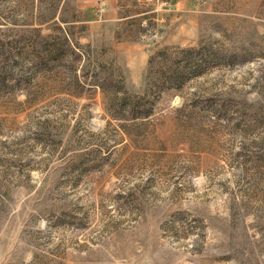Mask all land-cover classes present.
Here are the masks:
<instances>
[{
	"label": "rangeland",
	"instance_id": "374dc122",
	"mask_svg": "<svg viewBox=\"0 0 264 264\" xmlns=\"http://www.w3.org/2000/svg\"><path fill=\"white\" fill-rule=\"evenodd\" d=\"M0 264H264V0H0Z\"/></svg>",
	"mask_w": 264,
	"mask_h": 264
},
{
	"label": "trees",
	"instance_id": "16d2710c",
	"mask_svg": "<svg viewBox=\"0 0 264 264\" xmlns=\"http://www.w3.org/2000/svg\"><path fill=\"white\" fill-rule=\"evenodd\" d=\"M151 61V60H150ZM196 68L192 70L193 72H189V74L198 75L200 74V66H195ZM189 70V71H191ZM132 119H144L152 114L153 107L149 105L147 101L144 100V98H139V100L130 108Z\"/></svg>",
	"mask_w": 264,
	"mask_h": 264
}]
</instances>
